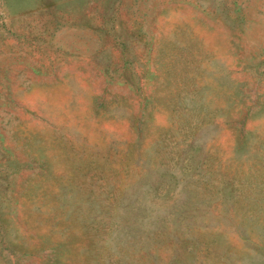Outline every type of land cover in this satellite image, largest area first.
Returning a JSON list of instances; mask_svg holds the SVG:
<instances>
[{
	"label": "rangeland",
	"instance_id": "rangeland-1",
	"mask_svg": "<svg viewBox=\"0 0 264 264\" xmlns=\"http://www.w3.org/2000/svg\"><path fill=\"white\" fill-rule=\"evenodd\" d=\"M0 264H264V0H0Z\"/></svg>",
	"mask_w": 264,
	"mask_h": 264
}]
</instances>
